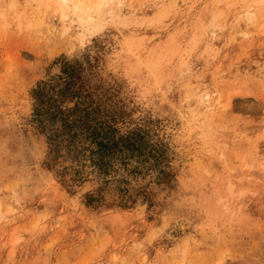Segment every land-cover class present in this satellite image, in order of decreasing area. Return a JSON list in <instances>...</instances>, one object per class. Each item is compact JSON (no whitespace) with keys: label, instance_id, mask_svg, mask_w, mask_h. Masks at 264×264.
I'll return each instance as SVG.
<instances>
[{"label":"rangeland","instance_id":"374dc122","mask_svg":"<svg viewBox=\"0 0 264 264\" xmlns=\"http://www.w3.org/2000/svg\"><path fill=\"white\" fill-rule=\"evenodd\" d=\"M68 1L0 0V264H264V0Z\"/></svg>","mask_w":264,"mask_h":264},{"label":"trees","instance_id":"16d2710c","mask_svg":"<svg viewBox=\"0 0 264 264\" xmlns=\"http://www.w3.org/2000/svg\"><path fill=\"white\" fill-rule=\"evenodd\" d=\"M79 67L70 65L68 63L63 65L62 75L58 77L53 84L39 83L33 91V98L35 100V112L39 113L41 110H51L55 114L58 113L57 104L61 100H75L74 109L78 107V101L81 96V87L79 85ZM39 115V114H37ZM105 144L99 143L98 146L103 147Z\"/></svg>","mask_w":264,"mask_h":264},{"label":"bare ground","instance_id":"6f19581e","mask_svg":"<svg viewBox=\"0 0 264 264\" xmlns=\"http://www.w3.org/2000/svg\"><path fill=\"white\" fill-rule=\"evenodd\" d=\"M69 1L68 0H55V3H56V5H57V10L59 11V12H62V10L65 8V7H67V3H68ZM72 2V7H73V9H74V11H76V12H80V13H83V9H81V5H82V0H77L75 3H74V1H71ZM100 3L99 4H101V3H103L104 1L103 0H100L99 1ZM75 12V13H76ZM247 15L248 16H250L251 18H252V13H250V12H247ZM83 22H85V23H88V22H92V18L91 17H87L86 19H83L82 20ZM186 226V225H185ZM184 228V222H181V221H178L177 223H176V228H175V230H177V231H180V230H182ZM182 232V231H181ZM174 234V233H173Z\"/></svg>","mask_w":264,"mask_h":264}]
</instances>
